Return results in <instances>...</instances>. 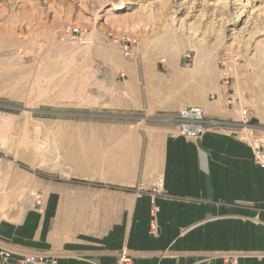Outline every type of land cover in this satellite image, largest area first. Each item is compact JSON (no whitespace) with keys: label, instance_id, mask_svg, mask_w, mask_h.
<instances>
[{"label":"crops","instance_id":"crops-1","mask_svg":"<svg viewBox=\"0 0 264 264\" xmlns=\"http://www.w3.org/2000/svg\"><path fill=\"white\" fill-rule=\"evenodd\" d=\"M138 51L125 67L122 94L132 113L157 121L125 156L122 135L93 139L105 149L71 156L70 178L11 170V161L0 158V250L13 258L49 255L57 264H117L122 251L133 264H223L222 255L264 264V168L236 124L238 113L224 104L216 66L186 67L181 55ZM188 106L201 107L207 121L196 139L178 136L175 122L163 120ZM112 126L107 130L118 132ZM80 130L90 147L96 128L73 129ZM138 183L143 193L128 190Z\"/></svg>","mask_w":264,"mask_h":264},{"label":"rangeland","instance_id":"rangeland-1","mask_svg":"<svg viewBox=\"0 0 264 264\" xmlns=\"http://www.w3.org/2000/svg\"><path fill=\"white\" fill-rule=\"evenodd\" d=\"M137 50L181 55L186 67L215 65L252 154L255 143L264 150V0H0L1 160L44 179L70 178L71 156L105 149L93 139L122 135L129 153L157 121L132 113L122 94ZM178 115L163 120L176 124ZM82 124L96 128L90 147L79 140L88 134L73 131ZM129 189L144 192L141 183ZM149 214L154 234L157 212Z\"/></svg>","mask_w":264,"mask_h":264},{"label":"built area","instance_id":"built-area-1","mask_svg":"<svg viewBox=\"0 0 264 264\" xmlns=\"http://www.w3.org/2000/svg\"><path fill=\"white\" fill-rule=\"evenodd\" d=\"M187 59L188 57H184V59ZM223 76V74H221ZM241 96H238L237 99L239 100ZM226 104L229 107H234V104H236V101L233 98H227ZM242 105H244V102L241 101ZM239 112L242 116V119L244 120V117H246L247 111L242 108L240 105L238 106ZM206 119L204 117L203 109L198 106H188L184 107L180 110L178 118L176 119V127L177 132L179 136L185 137L187 139H196L198 138L202 132L204 131L205 125H206ZM243 128L251 129V125L242 122L241 123ZM240 126V124H239ZM256 146L253 150V155L257 161V163L264 168V150H260L259 146L254 144ZM160 186L154 187L150 190V195L156 196L158 195V188ZM36 200L39 201V197H36ZM153 201V200H152ZM153 205V202H152ZM151 212L153 213V216L155 217V212H157V208L153 205L151 208ZM151 229L155 231V219L151 220L150 223ZM221 261L223 264H239L238 258L236 255H222ZM56 259L53 256L44 255V254H29L24 255L18 258H13L11 253L8 251L0 250V264H56ZM117 264H133V259L130 257V255L126 251H122L117 259Z\"/></svg>","mask_w":264,"mask_h":264},{"label":"bare ground","instance_id":"bare-ground-1","mask_svg":"<svg viewBox=\"0 0 264 264\" xmlns=\"http://www.w3.org/2000/svg\"><path fill=\"white\" fill-rule=\"evenodd\" d=\"M237 6H238V5H237ZM245 6H246V5H245ZM239 7H240V6H239ZM120 8H121V7L118 6L117 8H115V10H119ZM82 87H83V86H82ZM84 88H85V87H84ZM68 95H69V96H67V98H70V95H71V94L69 93ZM35 200H36V199H35ZM38 203H39V202H38Z\"/></svg>","mask_w":264,"mask_h":264}]
</instances>
